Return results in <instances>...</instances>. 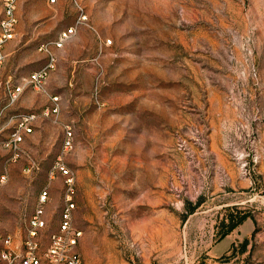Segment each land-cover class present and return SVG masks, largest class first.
I'll return each instance as SVG.
<instances>
[{
    "label": "rangeland",
    "instance_id": "rangeland-1",
    "mask_svg": "<svg viewBox=\"0 0 264 264\" xmlns=\"http://www.w3.org/2000/svg\"><path fill=\"white\" fill-rule=\"evenodd\" d=\"M81 2L89 25L57 50L46 91L18 101L39 116L24 145L35 165L0 157L3 227L24 237L47 188L46 234L57 230L61 160L85 264H264V0ZM16 11L4 72L22 80L77 12L70 0H18ZM51 96L60 111L45 117Z\"/></svg>",
    "mask_w": 264,
    "mask_h": 264
},
{
    "label": "built area",
    "instance_id": "built-area-1",
    "mask_svg": "<svg viewBox=\"0 0 264 264\" xmlns=\"http://www.w3.org/2000/svg\"><path fill=\"white\" fill-rule=\"evenodd\" d=\"M4 13L0 21V122L6 120L7 135L0 139V157L3 155L8 162H17L27 159L31 169L35 161L27 154L24 145L27 138L34 133L38 114L35 112H18L17 104L26 90L33 88L39 92L46 91L49 76L58 66L57 50L63 49L78 31L79 26L89 25V16L81 0H70L77 17L73 24L63 28L53 40L42 42L38 50L45 55L46 62L22 80L13 74H6L5 49L7 44L16 37L18 24V0H0ZM57 0H50L55 3ZM111 40H109V43ZM52 104L42 115L45 117L57 116L60 111V100L51 96ZM73 143V132L67 127V138L64 148L69 149ZM58 171L65 177L66 192L64 206L61 210L58 228L51 234H46L50 220L47 209L50 204V192L45 188L40 192L34 212L27 221L24 237L7 231L0 220V264H85L82 254L78 250L81 230L73 226L74 179L70 170L59 160L52 170V175ZM7 181V176L0 177V190Z\"/></svg>",
    "mask_w": 264,
    "mask_h": 264
},
{
    "label": "trees",
    "instance_id": "trees-1",
    "mask_svg": "<svg viewBox=\"0 0 264 264\" xmlns=\"http://www.w3.org/2000/svg\"><path fill=\"white\" fill-rule=\"evenodd\" d=\"M246 215H244L242 218H241V220L242 221H244V219H246ZM239 223H241V222H239ZM239 223H236V224H233L230 228H229V230L227 231V232H225L223 235H221L220 236V239H222V238H224L226 235H228L229 233H231L238 225H239Z\"/></svg>",
    "mask_w": 264,
    "mask_h": 264
},
{
    "label": "crops",
    "instance_id": "crops-1",
    "mask_svg": "<svg viewBox=\"0 0 264 264\" xmlns=\"http://www.w3.org/2000/svg\"><path fill=\"white\" fill-rule=\"evenodd\" d=\"M235 230V229H234ZM233 230V231H234ZM233 231L231 232V233H229L228 235H226L224 238H222V243H225V242H227L228 240V238H230V237H232V233H233ZM224 241V242H223ZM235 241V245H237V242H236V240H234ZM241 243L243 242L242 240L240 241ZM228 243V242H227ZM229 244H232V242H229ZM227 245V244H226Z\"/></svg>",
    "mask_w": 264,
    "mask_h": 264
}]
</instances>
